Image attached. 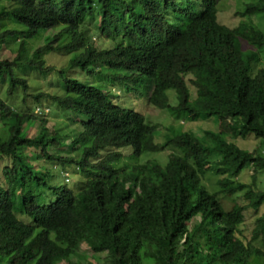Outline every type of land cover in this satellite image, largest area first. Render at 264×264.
Returning a JSON list of instances; mask_svg holds the SVG:
<instances>
[{
    "label": "trees",
    "instance_id": "16d2710c",
    "mask_svg": "<svg viewBox=\"0 0 264 264\" xmlns=\"http://www.w3.org/2000/svg\"><path fill=\"white\" fill-rule=\"evenodd\" d=\"M218 8L219 0H0V50L11 37L19 42L12 61L0 56L6 99L22 91V106L46 103L82 117L68 144L60 142L59 130L44 134L48 122L42 119L44 135L29 138L35 119L25 123L28 108L0 98L8 139L0 144V164L13 174L11 185L0 178V264H80L71 257L82 244L105 255L102 264H248L264 258V218L245 242L244 207L227 211L217 197L244 192L254 211L264 204V192H246L235 182L247 168L264 171L260 153L210 131L198 138L170 130L158 144L157 125L118 105L115 94L73 77L82 71L123 92L138 90L133 94L175 119H228L231 137L264 141V68H258L264 32L253 22L264 21V0L244 4L235 28L218 22ZM92 35L111 48L99 49ZM36 41L43 44L33 49ZM242 43L252 50L243 52ZM54 52L69 56L64 68L47 65L45 55ZM20 70L43 81L55 75L49 85L57 91L28 95ZM167 91L175 92L176 106ZM28 148L40 161L74 166L84 182L76 191L58 186L49 193L55 200L46 203L43 189L52 188V175L34 168ZM52 148L69 156L52 155ZM127 148L132 165L112 166ZM166 149L172 154L161 164L153 155ZM144 154L149 157L139 163ZM211 180L213 194L206 185Z\"/></svg>",
    "mask_w": 264,
    "mask_h": 264
},
{
    "label": "rangeland",
    "instance_id": "374dc122",
    "mask_svg": "<svg viewBox=\"0 0 264 264\" xmlns=\"http://www.w3.org/2000/svg\"><path fill=\"white\" fill-rule=\"evenodd\" d=\"M252 0H219V8L217 14V20L221 25H224L228 28H235L238 23L241 21L240 17L236 14L242 10L244 4L250 3ZM253 22L257 24L264 32V21L259 19H253ZM92 25V24H91ZM94 26V25H92ZM51 32H48L50 34ZM93 36V42L99 49L111 48L110 42L106 41L103 38H98L95 35ZM43 43L41 41H36L33 45V49L41 46ZM19 42L14 38H9L6 43L2 44L0 50V56L2 60H6L8 62L12 61L17 54ZM243 52H249L252 50L250 46L242 43ZM32 51H29L31 53ZM45 59L47 65L53 66L56 69L64 68L69 60V56L63 54L59 55L57 52L45 55ZM264 68V56H261L260 64L258 68ZM75 72L71 71L69 75H73ZM17 76L23 78L27 81L30 90L28 91V95H36L41 91L43 92H56L58 88L54 86H50L49 83H54L57 81V77L52 75L48 80L43 81L40 79L39 75L33 71H17ZM74 78H78L80 80H88L91 85H98L104 91H107L109 96L116 95V99L113 101L117 102L118 105L124 106L127 109H133L136 112L142 114L148 122L151 124L157 125L155 142L161 144L164 142L165 138L173 132H192L198 138L203 136L205 131L210 132H221L225 133L227 137L225 138L227 143H233L238 148L253 152L257 151L264 157V141L257 140L253 136H247L245 139L241 138H233L230 134L229 128V120L222 119L215 121V118H211L207 121H193L189 122L184 119H175L173 118L167 110H159L153 105L149 104L145 99L140 97L141 93H134L138 90H129L123 92L118 86H111L109 82H106L103 79H100L98 82L93 78H86L84 72L80 71L77 75L73 76ZM122 85V84H121ZM113 87V88H112ZM130 88L133 89L134 86L130 85ZM6 89L0 88V98L5 99L8 103L12 105L13 108L17 109H27L23 110V114L25 115V123L30 121L32 117H34V124L29 128H27V136L29 138H37L41 134H46L47 131L51 132L54 130H59V134L61 137L60 142L65 145L68 144L69 141L67 137L73 138L78 132H80L79 125L77 121L82 117H78L73 113H69L66 111H59L56 106H48L46 103L40 106H35L29 104L27 107L22 106V97H24L21 93L22 91H18L17 95L12 100H7V96L5 94ZM191 97H195V90L190 89ZM167 97H169L170 104L172 106L177 105V100L175 96V92L167 91ZM30 100V99H29ZM40 108V109H39ZM43 108V109H42ZM40 119L46 120L47 126L45 132H40ZM171 130V131H170ZM43 134V135H44ZM8 141L7 136L3 133L0 124V144H6ZM52 150V151H51ZM50 153L52 155L59 154L62 157L69 156V153L66 150L57 151L56 148H52ZM27 153L29 157H31V164L35 169H41L43 172L45 170H49L52 179L50 181L52 188H44L45 196H43V200L47 203L49 201H54L55 197L51 196L49 193L54 192V189H57L58 186L67 187L76 191V187L78 183H82L85 180V176L81 171H77L74 166L62 169L61 166L56 164H51L44 161H40L37 159V151L33 148H28ZM124 156L119 159V162H112L111 165L116 168H122L125 165H132L131 160L129 158L130 148H127L124 151ZM172 154L170 149H166L165 152L153 155L156 156L155 159L159 161L161 164H164L169 155ZM74 156V154H72ZM149 157V155H142L139 159V163H143L145 159ZM221 157L218 160V163L221 162ZM93 162V161H91ZM50 164V165H49ZM45 165V166H44ZM0 178L6 183V185H11L13 180V174L11 169L5 164H0ZM208 179V176L206 177ZM68 181V182H67ZM215 181L211 180L207 182V187L209 191L213 194L216 192V188L213 185ZM235 182L244 186V191L249 189V187L254 192H264V171H257L250 167L241 172L237 178H235ZM220 200L223 208L227 211H230L234 206L244 207V211L242 212L243 216V224L240 227L241 229V238L245 242L249 241L252 235V231L256 225V222L259 218H264V204L257 210L254 211L252 208L248 207V200L244 197V192H238L236 195H230L227 197H223L221 195L217 196ZM264 222V221H263ZM264 251V249H263ZM105 255H93V253L89 250V248L82 244L77 257H71L72 262H78L80 264H102L103 258ZM59 264H65V262H61ZM149 264V263H147ZM248 264H264V258H252L249 260Z\"/></svg>",
    "mask_w": 264,
    "mask_h": 264
}]
</instances>
